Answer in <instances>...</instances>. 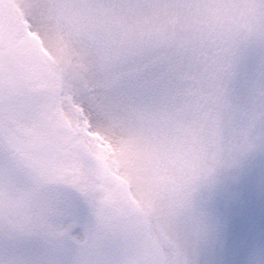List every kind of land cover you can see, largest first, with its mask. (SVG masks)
<instances>
[{"label":"snow or ice","instance_id":"6c2138e0","mask_svg":"<svg viewBox=\"0 0 264 264\" xmlns=\"http://www.w3.org/2000/svg\"><path fill=\"white\" fill-rule=\"evenodd\" d=\"M22 3L87 113L31 187L0 161V264H264V0Z\"/></svg>","mask_w":264,"mask_h":264},{"label":"rangeland","instance_id":"374dc122","mask_svg":"<svg viewBox=\"0 0 264 264\" xmlns=\"http://www.w3.org/2000/svg\"><path fill=\"white\" fill-rule=\"evenodd\" d=\"M0 161L14 185L31 187L41 166L62 159L80 107L69 76L60 71L57 25L47 15L33 19L22 0H0ZM53 189L72 191L65 184ZM92 215L86 228H96Z\"/></svg>","mask_w":264,"mask_h":264}]
</instances>
